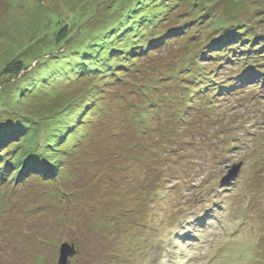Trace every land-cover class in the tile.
<instances>
[{"label": "rangeland", "instance_id": "obj_1", "mask_svg": "<svg viewBox=\"0 0 264 264\" xmlns=\"http://www.w3.org/2000/svg\"><path fill=\"white\" fill-rule=\"evenodd\" d=\"M194 1L0 0V264H60L63 245L68 264H264V55L204 41L264 39V0ZM218 13L234 15L224 33ZM188 58L218 68L184 76L193 102L165 80ZM20 60L29 70L5 79ZM234 74L250 82L235 90ZM139 86L161 108L147 133L130 121L145 118Z\"/></svg>", "mask_w": 264, "mask_h": 264}, {"label": "trees", "instance_id": "obj_2", "mask_svg": "<svg viewBox=\"0 0 264 264\" xmlns=\"http://www.w3.org/2000/svg\"><path fill=\"white\" fill-rule=\"evenodd\" d=\"M150 1H152V0H148V2H150ZM211 1V0H210ZM227 1H229V0H216V1H214V3H210L208 0H195L194 2H193V4H195V5H197V6H199V10L198 11H208V10H210V11H212L213 9H218L220 6H217V5H219V3H221V2H227ZM148 2H146V4L147 5H150V4H148ZM203 2V3H202ZM206 2H209L210 4H205ZM237 2H238V0H237ZM236 2V3H237ZM191 12H197V11H193V10H191V8H190V11H188L187 13H189L190 15H189V17H200V18H202V17H210V16H213V15H208V14H206L205 12H201V13H198V14H196L195 16H193L194 15V13H192L191 14ZM216 12H217V10H216ZM225 13H229V12H224L223 14H225ZM222 13H218V18H220L219 19V21L221 22L220 24H219V31L220 30H222L223 32L222 33H224L225 31H224V25H226L227 24V22H228V19L225 17V19H223V18H221V16L223 15ZM214 16H216L215 14H214ZM231 16H234V15H231ZM231 16L229 15L228 17H229V20L231 21ZM146 17L145 16H143L141 19L142 20H145L146 21V19H145ZM229 21V22H230ZM159 22H161V21H159ZM228 22V23H229ZM136 24H139V28H137V33H140L139 31H140V29H141V32H142V30L144 29V26H142V25H140V22H135ZM193 23V22H192ZM190 26L189 25H187V26H184V30H187L188 28H189ZM67 28L66 27H64L61 31L62 32H60V33H63V31H65ZM208 30L210 31V29L208 28ZM244 30H246V32L248 31V29H244ZM172 31H174L175 33L178 31V29H175V30H172ZM207 31V30H206ZM221 32V31H220ZM231 32H232V30H230V28L228 29V33L226 34L227 35V37H225V35H224V40H221V42L220 43H218V42H215V39H212L211 41H209L208 39H209V37L212 35V33H210V32H207V34H206V38H205V45L207 46V48L208 49H210V50H214V49H216L217 47L219 48V47H221L222 48V51H223V49L225 50L226 49V51H228V52H230V53H232V54H234V53H236L237 52V48L240 46V47H243V49L241 50V54H256L257 56L259 55V56H263L264 55V39H262L261 37H255V36H253V35H251L250 34V36H248V33H245L244 34V32H242V34H240L241 36H239V37H237V38H235V37H233V36H231ZM143 33V32H142ZM238 33V32H237ZM240 33V32H239ZM180 34H176V35H174V37H178ZM61 37V36H60ZM163 37H164V35H160V36H158L157 37V39H159V40H162L163 39ZM140 38L141 37H138V36H136L134 39L135 40H137V41H139L140 40ZM157 39L154 41V40H152V41H154L153 43H157L158 44V42H157ZM173 39V38H172ZM142 44H144V45H146L145 43H143L142 42ZM224 44V46H221V45H223ZM147 46V45H146ZM145 46V47H146ZM155 46H158V48L160 49V48H162V46L163 45H155ZM159 49H158V51H159ZM250 49L252 50V51H250ZM128 51L130 52L129 54H128V52L126 51V53L127 54H121V52H114V53H118V55H120L121 54V57H119V58H121V60H120V63L119 64H116L114 67L112 66V69H111V67L109 68V70L108 71H110V74H108V77H110V78H108V79H112L113 77H117V75L116 74H114V71H116V72H121V71H124V69H125V67L124 66H122V64H125V65H129L130 64V62H129V60H130V54H131V49H128ZM250 51V52H249ZM112 52V51H111ZM89 54H91V56L89 57V59H87L86 61H89L90 62V65H89V67L90 68H95L96 66H95V61H96V59L95 60H92L91 61V57H94L93 56V52H89ZM191 54H193V53H191ZM221 54H223L222 52H221ZM230 55V54H225L226 56L227 55H230V57H229V59H228V62H226V66H225V68H224V72H226V74H230V71H231V68L233 67V65L232 64H230L229 62H235V61H233V60H231L232 59V57L234 56V55ZM85 55H87L88 56V54H84V56ZM98 55V54H97ZM54 57H57V56H54ZM109 57H111V56H109ZM213 57H215V56H213ZM224 57V56H223ZM261 57H260V59H261ZM106 58H107V56H106ZM212 59V58H211ZM86 61L83 59V63L84 64H86ZM109 61H111V60H107L106 62H102L101 64V68H99V69H102L103 67L105 68V64H108V63H110ZM195 64H197L198 65V63L196 62V60L194 61V60H190L189 58H188V60H187V63H185L183 66H182V68L181 69H178V70H176L175 72H173L170 76H167V77H165V80H169L170 82L168 83V85H170V87H176L175 85H177V88H179L180 89V91H183L185 94H186V92L187 93H189V96H188V100H189V102L191 101V102H193V94H192V89H191V87L190 86H188V84H189V81H186L185 79H184V76L190 71V74H191V76H192V79H193V82L197 85L198 83H202L203 82V80L204 81H207V82H210V81H212L213 79L214 80H218L216 77L218 76V75H216L217 74V70H218V68H216L214 71H211L209 74H211V76L209 77V78H206V77H208V73H203V72H201V70H197L196 68H193V66ZM223 64H225V63H223ZM249 64H252V65H254V63L253 62H251V63H249ZM232 65V66H231ZM261 68L263 69V71H264V66H263V62H261ZM86 66H87V64H86ZM199 66V65H198ZM104 68H103V70H104ZM199 69H201V67H199ZM203 69V68H202ZM29 70V67L28 66H26V64L23 62V60H20V62H17V64H14L13 66H12V69L10 68L7 72H5L6 73V77H5V79H7V78H9L10 79V77H9V75H11V77L13 78V79H18L19 77L21 78L22 76H23V74L25 73V72H27ZM113 74H114V76H113ZM4 76V75H3ZM107 76V75H106ZM262 77H263V75H262ZM3 78V77H2ZM107 79V78H106ZM195 79H196V82H195ZM237 79H239V80H237ZM113 80V79H112ZM227 80H229V81H235V80H237V81H240L236 86H235V90H237V89H239L240 88V86H243L244 84L246 85V83H249L250 82V80H249V78H247V76L245 75V74H234V75H232V76H229V78H227ZM192 81V80H191ZM226 81V80H225ZM154 83V82H153ZM224 82H221V83H219V85L220 84H223ZM208 84V83H207ZM5 84H4V80L2 81L1 80V82H0V86L4 89V91L2 92V93H4L5 94V92H6V90L5 89H7V87H5L4 86ZM260 87H258V89L260 90V92H261V90L262 91H264V82H260ZM146 88V86H142V88L139 86V88L141 89L140 90V92L138 93L140 96H143L145 99H144V102H142L144 105L142 106V104L140 103L139 105H137L136 106V108H135V106H130V114H136V113H133L132 111H134V110H138V107L140 106H142V113L144 114V119L141 117V115H140V113L139 114H137V119L136 120H130V121H132L131 122V126H139V127H141V129H142V131L144 132V133H147V130L149 129L148 127V124H146V119H147V117L149 116V114L153 111L152 110V108H154V107H156L157 106V104H153L152 102H149V104H147V102H148V99H149V95H148V92H150V90H149V88L148 89H145ZM224 87H226V86H223V87H218L217 86V84L214 86V87H210L211 89H207L206 87H205V89L206 90H210V91H215V92H221V89H225ZM2 93H0V97L2 96ZM12 94V93H11ZM15 94V93H14ZM17 95H15V96H12V97H14L15 99L17 98L16 97ZM260 96V95H259ZM99 97H104V100H105V96L104 95H100ZM5 101V98L4 99H2V100H0V104H3V102ZM149 105V106H148ZM70 107H72V104L71 105H67L65 108H63L62 110H61V113H59V115L61 116L62 114H63V112L64 113H68V111H70ZM69 109V110H68ZM156 110H154L153 112H154V114H156L157 115V113L159 112V110H161V108H160V106H157L156 108H155ZM186 109H187V107H186ZM177 113H182V111L180 110V109H178V112ZM95 114V113H94ZM94 114H92V117H93V115ZM156 115H153L154 117L156 116ZM88 116V115H87ZM153 116H151V117H153ZM84 117H85V115H82L81 116V118H82V120H84ZM158 117H162L161 119H164V117L163 116H161L160 114H158ZM96 121V120H94L93 118H90V121ZM138 120H139V123H138ZM84 121H82V123H83ZM57 126V125H56ZM50 129V128H49Z\"/></svg>", "mask_w": 264, "mask_h": 264}, {"label": "water", "instance_id": "obj_3", "mask_svg": "<svg viewBox=\"0 0 264 264\" xmlns=\"http://www.w3.org/2000/svg\"><path fill=\"white\" fill-rule=\"evenodd\" d=\"M240 169V166L235 167V172H237ZM234 172V173H235ZM234 173L231 174L230 177L234 175ZM229 179V178H227ZM74 250L70 248L69 245H63L62 250H61V256H60V264H68L69 259L73 257L72 255L74 254Z\"/></svg>", "mask_w": 264, "mask_h": 264}, {"label": "bare ground", "instance_id": "obj_4", "mask_svg": "<svg viewBox=\"0 0 264 264\" xmlns=\"http://www.w3.org/2000/svg\"><path fill=\"white\" fill-rule=\"evenodd\" d=\"M89 179V178H88ZM85 186V185H84ZM175 192V191H174ZM178 194V193H177Z\"/></svg>", "mask_w": 264, "mask_h": 264}]
</instances>
